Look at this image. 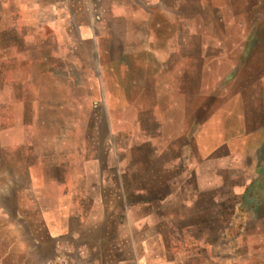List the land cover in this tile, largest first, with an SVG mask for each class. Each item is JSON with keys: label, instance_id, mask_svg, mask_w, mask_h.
Masks as SVG:
<instances>
[{"label": "rangeland", "instance_id": "1", "mask_svg": "<svg viewBox=\"0 0 264 264\" xmlns=\"http://www.w3.org/2000/svg\"><path fill=\"white\" fill-rule=\"evenodd\" d=\"M115 1L148 21L113 40V0H85L98 48L48 60L47 38L0 65V221L19 196H64L104 246L50 264H262L264 0H169L175 21L156 0Z\"/></svg>", "mask_w": 264, "mask_h": 264}, {"label": "crops", "instance_id": "2", "mask_svg": "<svg viewBox=\"0 0 264 264\" xmlns=\"http://www.w3.org/2000/svg\"><path fill=\"white\" fill-rule=\"evenodd\" d=\"M159 1L156 0L158 14L169 16V21L180 17L179 7L172 9L169 0H164L160 6ZM184 5L180 6L183 11ZM134 6L136 8L129 9L127 2L113 0L107 19L112 33L110 38L120 37L117 33L122 23L148 21L142 13H136L142 4L139 2ZM84 10L85 0H0V65L4 61L10 65L16 61L22 64L26 56L31 63L33 56L43 54L47 38L55 40L54 48L44 52L45 56L50 54L48 60L57 55L66 60L70 55L79 57L84 44L91 42L98 48L102 33L100 4L91 6L93 24L84 20ZM27 27L32 28L29 33L25 31ZM125 30L127 32V26ZM43 203L30 193L19 196L13 203L15 209L8 222L4 220L9 213L0 210V220L4 219L0 221V264H50L54 251L62 248L87 245L99 250L104 246L99 232L101 226L75 222V209L68 205L69 199L45 197ZM255 205L258 209L254 208L252 226H264V190H260ZM255 259L253 257V264L258 262Z\"/></svg>", "mask_w": 264, "mask_h": 264}]
</instances>
